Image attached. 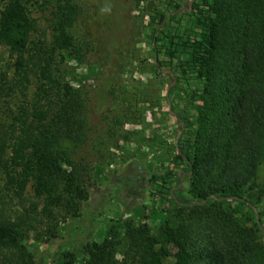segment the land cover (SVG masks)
Returning a JSON list of instances; mask_svg holds the SVG:
<instances>
[{
    "label": "trees",
    "instance_id": "obj_1",
    "mask_svg": "<svg viewBox=\"0 0 264 264\" xmlns=\"http://www.w3.org/2000/svg\"><path fill=\"white\" fill-rule=\"evenodd\" d=\"M176 1L166 0L169 11L158 14L157 24L167 14L174 22L180 10ZM54 6L55 34L49 43L30 40L36 24L23 0H6L0 10V44L14 59L11 75L0 72V172L24 216L17 222L0 219V264H43L46 257V251L32 250L21 226L32 224V209L24 206L29 183L41 204L38 210L35 203L33 220H47V231L58 212L79 216L81 205L97 194L91 191L96 128L90 114L99 108L91 103L90 91L59 79L55 61L57 49L81 51L70 30L82 23L83 12L86 22L93 21L96 4L54 0ZM186 9L190 25L175 33L176 40L165 35L168 46L154 47L157 73L164 68L175 79L198 82L189 97L193 117L173 113L192 128L191 138L175 149L174 169L150 176L161 181L158 190L175 221H163L165 243L147 223L125 222L122 237L113 226L101 241L85 240L76 251L59 254L63 264H164L162 257L170 255L172 264H264V180L258 181L264 163V0H191ZM82 25L91 36V26ZM180 50L186 56L174 64ZM114 93L111 87L109 95ZM15 97L29 102L20 99L15 110L10 105ZM122 101L126 112L130 103L127 97ZM109 120L107 135L114 137L123 120ZM127 168L134 171L130 164ZM185 177L188 197H178L172 190L182 191ZM119 201L120 213L132 208ZM81 250L87 259L76 263Z\"/></svg>",
    "mask_w": 264,
    "mask_h": 264
},
{
    "label": "rangeland",
    "instance_id": "obj_2",
    "mask_svg": "<svg viewBox=\"0 0 264 264\" xmlns=\"http://www.w3.org/2000/svg\"><path fill=\"white\" fill-rule=\"evenodd\" d=\"M80 1L84 6L96 4L93 21L86 22L89 17L84 12L80 17L84 26H91L92 35L85 32L87 29L82 23H77L70 30L77 45H81V51L75 53L68 49H57L56 74L63 83L85 89L87 93L90 91L91 103L99 108L96 113L90 114L92 125L96 128L93 147L95 174L91 191L97 194L81 205L79 216L58 212L54 228L47 231V220L44 223L33 220L37 214L34 205L38 203L39 210L41 204L34 197L33 185H27L24 206L32 209L29 211L32 224L21 226L32 250L42 251V254L46 251L43 264H63L59 254L61 256L67 249L76 251L85 240L101 241L108 237L109 229L113 226L122 237L121 227L125 222L147 223L151 234L164 244L166 239L161 228L163 221H175L170 215L171 206H168L166 196L158 190L161 181L155 182L150 176L163 175L167 170L174 169L175 149L184 147L183 141L192 136V128L184 127L173 113L187 119L193 117L194 108L189 97L197 80L191 77H180L177 80L169 70L163 68L160 73L154 70V47L168 46L163 38L165 35L176 40L173 38L175 33L181 34L190 25V12L186 7L191 0H177L180 10L176 12L174 22L169 21L167 14L162 24L156 22L158 14L169 11L166 0ZM5 2L0 0V10ZM23 2L29 18L36 24L30 40L40 38L51 42L55 34L54 0ZM105 4L111 6V13H101ZM153 34L157 41L152 38ZM89 39H92V43ZM88 40L90 43L87 45ZM185 56L186 53L180 50L173 63L176 64ZM96 60L99 65L104 61L107 66L100 67ZM13 61L7 47L0 44V72L6 71L11 75ZM111 87L115 88L113 95H109ZM33 90L32 85L28 99L32 97ZM124 97L130 103L126 112L125 102L122 101ZM22 98H13L11 107L16 110L21 104L20 99L29 102ZM111 118L123 120L117 127L118 135L114 137L107 135ZM124 131L127 135L123 140L121 137ZM129 164L134 171L127 172ZM139 167L143 170H139ZM263 180L264 163L258 173V181ZM188 183L189 179L185 177L180 185L182 191L172 192L178 197H188ZM117 188L119 190L116 192ZM110 191H115L111 200L114 202L107 201L106 195ZM120 199L132 208L120 213L115 202H120ZM21 208L19 200L6 188L4 176L0 172V219L17 222L20 216L24 218ZM123 245L121 243V247ZM169 247L173 254V247L170 244ZM86 259L87 255L81 250L75 262L81 263ZM162 260L164 264H172L173 255L162 257Z\"/></svg>",
    "mask_w": 264,
    "mask_h": 264
},
{
    "label": "clouds",
    "instance_id": "obj_3",
    "mask_svg": "<svg viewBox=\"0 0 264 264\" xmlns=\"http://www.w3.org/2000/svg\"><path fill=\"white\" fill-rule=\"evenodd\" d=\"M112 8L109 4H105L104 7L101 8V13H111Z\"/></svg>",
    "mask_w": 264,
    "mask_h": 264
}]
</instances>
